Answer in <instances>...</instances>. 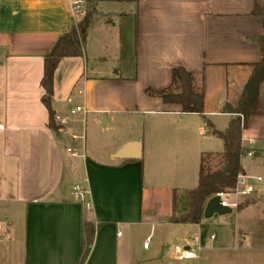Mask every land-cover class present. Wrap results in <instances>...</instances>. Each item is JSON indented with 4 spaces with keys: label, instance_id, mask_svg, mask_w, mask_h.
Listing matches in <instances>:
<instances>
[{
    "label": "crops",
    "instance_id": "1",
    "mask_svg": "<svg viewBox=\"0 0 264 264\" xmlns=\"http://www.w3.org/2000/svg\"><path fill=\"white\" fill-rule=\"evenodd\" d=\"M74 1L0 0V264H79L86 223L95 231L84 264H150L151 245H140L155 235L168 246L161 264H176L195 236L205 245L196 264H264V181L232 197L228 215L173 221L189 209L202 155L225 151L213 130L229 128L263 59L254 10L264 0H85L82 53L54 74L55 129L42 78L59 39L80 28ZM176 67L204 89L203 114L146 92L170 87ZM257 108L242 132L254 155L241 164L264 179V81ZM135 124L142 131L129 133ZM209 224L219 235L205 234Z\"/></svg>",
    "mask_w": 264,
    "mask_h": 264
},
{
    "label": "trees",
    "instance_id": "2",
    "mask_svg": "<svg viewBox=\"0 0 264 264\" xmlns=\"http://www.w3.org/2000/svg\"><path fill=\"white\" fill-rule=\"evenodd\" d=\"M254 13L260 14L264 19V6L257 5ZM92 15L93 11H87L86 17L81 21L80 28L73 27L70 33L61 37L52 53L45 58L42 86L46 93L43 96V101L49 109L50 125L55 129L58 128V125L52 108L54 74L62 57L76 56L82 53V41L85 35L82 30L89 25ZM258 41L263 52V59L253 65V72L245 85L239 106L236 109L232 108V112L236 113L237 116L232 119L226 131L213 130L214 134L224 140L225 151L219 155L212 153L202 155L199 184L197 188L189 192L187 213L180 217L174 215L173 221L176 223H199L204 218V210L208 200L219 193L233 190L239 175L244 173L241 159L245 156L246 148L242 145V132L247 127L250 117L258 114L259 89L264 81V35ZM172 72L173 81L170 87L160 91L147 88L146 92L162 97L166 103L181 104L183 112L203 114L204 89L195 87L194 73L183 67H176ZM226 109H230V107L228 106ZM241 115L244 117L243 125ZM213 156L221 159V165L216 169L207 168L206 162ZM94 231L93 224L86 223L84 225L83 250L79 264H84L90 253Z\"/></svg>",
    "mask_w": 264,
    "mask_h": 264
},
{
    "label": "built area",
    "instance_id": "3",
    "mask_svg": "<svg viewBox=\"0 0 264 264\" xmlns=\"http://www.w3.org/2000/svg\"><path fill=\"white\" fill-rule=\"evenodd\" d=\"M85 0H76L72 5V12L74 17L84 19L86 17V9L84 8ZM81 107H77V111H80ZM75 111H73L74 113ZM242 125L244 123V117L241 115ZM73 156H77L78 153L73 151L71 148L67 149ZM254 152L252 149H246L245 156H252ZM264 181L262 176L259 175H250L247 173H242L239 175L236 186L233 190L219 193L221 197V204L226 207H236V202H231V196L236 197L240 195H247L257 191V185L261 184ZM88 190L83 187L82 183H77L74 187V194L76 197L81 199L82 201L86 200V195ZM214 238V235L211 236V239ZM151 237L147 239L144 243V247L148 248L150 246ZM208 243V242H207ZM205 247L203 241L200 237L195 236L190 239L186 244L179 246L176 248V258L180 264H196L198 260L201 258V253L203 248Z\"/></svg>",
    "mask_w": 264,
    "mask_h": 264
},
{
    "label": "rangeland",
    "instance_id": "4",
    "mask_svg": "<svg viewBox=\"0 0 264 264\" xmlns=\"http://www.w3.org/2000/svg\"><path fill=\"white\" fill-rule=\"evenodd\" d=\"M84 8L86 9V11H89V7H87V3H85ZM128 131H129V133H134V132L140 133L142 131V126L140 124L139 125L135 124ZM220 160L221 159L219 157L213 156L212 158H210L206 162L207 168L208 167H210L211 169L218 168L221 165ZM231 200H232V196H231ZM224 215H228V214H224ZM224 215H219V216L222 217ZM149 231L150 230L148 228H146V231H145L146 234L145 235H147L148 234L147 232H149ZM204 232H205V234L207 233L209 235L212 234V233L215 234V235H219L220 230H219V227L213 226V225L211 226V224H209L208 226H205V231ZM188 233H189L188 231L180 232V233H178V237L179 238H184V237H186L188 235ZM153 235H154V233H153ZM188 236H190V235H188ZM143 240L141 241L142 242L141 245H140L141 247H143V244H144ZM171 240L172 239H169V238L167 239L168 244H171V242H172ZM149 243L151 245V249L146 251V252H144V255L146 256V258H154L152 261L149 262L150 264H161L158 261V258L161 257L162 251H164V249L166 250L168 248V246L163 247L162 245H159L156 235L152 236V239L150 240ZM156 251H159L158 255H154L153 256V254H155L154 252H156ZM156 257H158V258H156ZM172 261H174L176 264H178V262L176 260H174L173 258H172ZM165 264H167V262Z\"/></svg>",
    "mask_w": 264,
    "mask_h": 264
},
{
    "label": "water",
    "instance_id": "5",
    "mask_svg": "<svg viewBox=\"0 0 264 264\" xmlns=\"http://www.w3.org/2000/svg\"><path fill=\"white\" fill-rule=\"evenodd\" d=\"M128 156V148H124L122 151L119 152V158H125ZM232 207H226L221 204V197L220 195H215L211 197L205 207L204 210V217H218L219 215L229 214L232 213Z\"/></svg>",
    "mask_w": 264,
    "mask_h": 264
}]
</instances>
